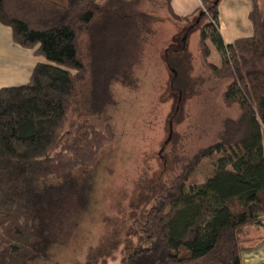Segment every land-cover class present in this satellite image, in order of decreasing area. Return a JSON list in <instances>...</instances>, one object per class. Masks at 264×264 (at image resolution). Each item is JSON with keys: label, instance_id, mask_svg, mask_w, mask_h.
Returning <instances> with one entry per match:
<instances>
[{"label": "trees", "instance_id": "16d2710c", "mask_svg": "<svg viewBox=\"0 0 264 264\" xmlns=\"http://www.w3.org/2000/svg\"><path fill=\"white\" fill-rule=\"evenodd\" d=\"M201 2L182 16L172 0H0V22L15 43L46 60L27 82L0 88V264L49 261L75 237L93 207L96 164L114 135L112 84L131 82L157 7L175 20L195 19L205 57L206 41L215 45L221 65H208L230 78L223 99L238 114L225 117L216 139L152 196L129 232L122 264H242V253L257 246L262 237L254 231L264 228V14L253 0L252 35L226 43L219 1ZM205 158L212 169L199 181ZM92 259L87 264H98Z\"/></svg>", "mask_w": 264, "mask_h": 264}, {"label": "rangeland", "instance_id": "374dc122", "mask_svg": "<svg viewBox=\"0 0 264 264\" xmlns=\"http://www.w3.org/2000/svg\"><path fill=\"white\" fill-rule=\"evenodd\" d=\"M218 1L225 42L252 35L248 15L253 0ZM257 1L264 14V0ZM155 14L131 82L112 84L115 102L109 116L114 135L95 167L93 207L75 237L58 246L51 260L38 264H87L92 255H97L98 264H122L135 219L144 217L152 196L216 139L225 117L238 114L223 99L230 78L208 65L220 66L221 54L208 39L210 53L205 57L195 19L175 20L161 7ZM40 59L45 57L15 43L10 28L0 24V76L8 84L26 82L28 68L33 70ZM200 165L197 179L202 181L205 172H211L210 158Z\"/></svg>", "mask_w": 264, "mask_h": 264}, {"label": "crops", "instance_id": "0c3cea01", "mask_svg": "<svg viewBox=\"0 0 264 264\" xmlns=\"http://www.w3.org/2000/svg\"><path fill=\"white\" fill-rule=\"evenodd\" d=\"M191 5H193V7H195V8L192 11H190V12L186 13V12L177 11V9H181V10L182 9H187ZM199 5H202L201 0H172L173 9H175L177 14L182 15V16L192 13ZM182 11H184V10H182ZM0 24H3V23L0 22ZM10 30H11V28H10ZM11 36H12V30H11ZM12 38H13V36H12ZM24 48H26V47H24ZM38 61L39 62H44L46 60L40 59ZM31 67H33V66H31ZM8 70L9 69H5L4 70V74L6 72H8ZM31 70H32V68L29 67L28 68V73L32 72ZM7 86H13V85L8 84L7 80L0 76V88L7 87ZM253 236H254V238H259V237H262V238L260 239V242L257 244V246H255L253 248H250L248 250H245L242 253V255H241L242 264H264V228L256 229L254 231V235Z\"/></svg>", "mask_w": 264, "mask_h": 264}]
</instances>
